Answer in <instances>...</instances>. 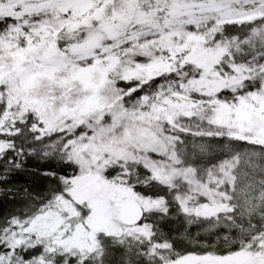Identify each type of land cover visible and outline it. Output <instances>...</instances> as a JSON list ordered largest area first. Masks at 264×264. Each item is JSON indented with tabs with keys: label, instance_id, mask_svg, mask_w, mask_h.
Returning <instances> with one entry per match:
<instances>
[{
	"label": "snow or ice",
	"instance_id": "6c2138e0",
	"mask_svg": "<svg viewBox=\"0 0 264 264\" xmlns=\"http://www.w3.org/2000/svg\"><path fill=\"white\" fill-rule=\"evenodd\" d=\"M0 264H264V0H0Z\"/></svg>",
	"mask_w": 264,
	"mask_h": 264
}]
</instances>
